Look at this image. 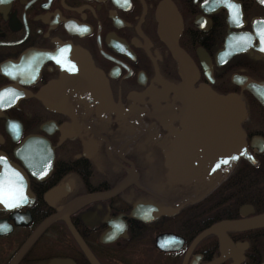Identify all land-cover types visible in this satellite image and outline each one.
<instances>
[{"label": "flooded vegetation", "instance_id": "af4514ba", "mask_svg": "<svg viewBox=\"0 0 264 264\" xmlns=\"http://www.w3.org/2000/svg\"><path fill=\"white\" fill-rule=\"evenodd\" d=\"M159 1L0 0V264L54 216L17 264H92L78 239L97 264L264 263V227L221 226L264 213V106L234 82L264 86L252 29L264 6L173 0L194 87L245 102L249 159L230 165L181 142L184 104L169 90L181 77L157 34ZM230 4L239 18L229 20ZM65 45L100 71L112 106L90 101L79 56ZM228 45L243 53L227 57Z\"/></svg>", "mask_w": 264, "mask_h": 264}, {"label": "water", "instance_id": "95a60500", "mask_svg": "<svg viewBox=\"0 0 264 264\" xmlns=\"http://www.w3.org/2000/svg\"><path fill=\"white\" fill-rule=\"evenodd\" d=\"M258 5L264 6L262 0H254ZM229 20H232L233 9L228 8ZM241 16V11H238V18ZM155 19L157 21V34L160 41L165 45L171 57L177 64L178 73L181 77V83L177 86L169 87V90L175 95L182 98L184 107V122L182 125L183 135L181 142H192L199 144L200 149H197L202 157L212 155V157L226 158V162L231 165L237 156H244L249 159L248 152L245 148L244 133L241 129V124L247 117V109L243 99L236 94L220 95L212 91L207 86L194 87V82L197 78V69L189 56L180 48L179 38L182 32V20L173 0H160L155 8ZM252 29L258 34L260 45L262 46V55H264V40H262L261 33L264 31V18L255 19L252 21ZM250 39V43H251ZM66 49H71L79 56L78 72L84 77H87V83L84 85L88 93L95 98H89L90 101L101 106L110 105L109 90L103 75L98 71L91 60L88 59L82 50L72 48L65 45ZM234 50L231 45L226 46L224 51L227 57L243 53V50ZM234 82L240 86L242 90H246L253 94L264 106V86L257 84L252 80L244 77L234 79ZM57 85L51 89V92H58ZM48 104L59 106L60 108L68 107L71 104L70 98H44ZM198 145V146H199ZM221 147V149L218 148ZM236 147V154L229 157V153L233 152ZM189 150V149H188ZM218 150L219 153L218 154ZM170 153V151H169ZM226 156H224L223 155ZM211 157V158H212ZM169 154L166 158L167 167H170ZM229 160V161H227ZM181 169H188L189 167H181ZM188 171H183L182 174L186 176ZM82 200L70 205V209L77 207ZM55 219L56 216L51 217L42 223L35 232L27 239V241L20 248L18 253L12 259L10 264H17L24 253L31 247L41 232ZM226 229H256L264 227V213L254 216L249 219L224 222L221 224ZM210 230L209 232H211ZM214 231V229H213ZM206 234V233H204ZM76 238V237H75ZM79 245L84 251L87 258L92 264H97L84 244L78 239ZM264 264V263H263Z\"/></svg>", "mask_w": 264, "mask_h": 264}, {"label": "snow or ice", "instance_id": "6c2138e0", "mask_svg": "<svg viewBox=\"0 0 264 264\" xmlns=\"http://www.w3.org/2000/svg\"><path fill=\"white\" fill-rule=\"evenodd\" d=\"M262 2H264V0H262ZM229 6L237 10V11H234V13H233L234 18H236L238 16V6L234 5V4H230ZM261 36H262V40H264V31H262ZM58 62H60V61L58 60ZM0 100H2V97H0ZM23 198L24 197L21 194L19 196V199H23ZM0 199H3V191H2V189H0ZM5 202L8 204L9 207L14 206L13 203H9L8 201H5Z\"/></svg>", "mask_w": 264, "mask_h": 264}]
</instances>
